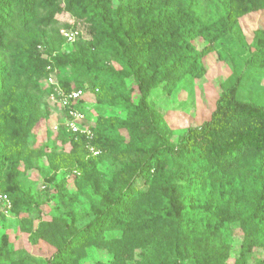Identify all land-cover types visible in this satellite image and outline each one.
<instances>
[{"label": "rangeland", "instance_id": "374dc122", "mask_svg": "<svg viewBox=\"0 0 264 264\" xmlns=\"http://www.w3.org/2000/svg\"><path fill=\"white\" fill-rule=\"evenodd\" d=\"M112 1L119 11L141 6L130 15L135 31L151 32L137 49L143 82L152 88V114L143 117L133 109L141 90L126 78L109 27L84 9L106 7L105 0H56L41 7L14 45L45 56L63 82L81 84L90 77L85 102L98 150L64 132L62 111L45 94V72L27 79L20 75V58L10 52L7 65L0 63V264H47L123 192L130 199L118 211L131 222L88 240L63 262L257 264L264 259V234L245 261L240 255L246 237L264 226V156L253 151L229 174L204 176L194 172L199 162L191 154L212 155L216 139L232 142L242 135L227 122V108H221L226 101L264 105V67L249 62L264 43L256 32L264 28V9L248 3L231 11L216 0ZM196 1L211 18L222 15L229 28L224 36L212 37L219 23L207 32L160 23L163 16L194 11ZM52 13V24H46ZM110 16L116 21L115 12ZM164 36L171 44L173 37L183 42L172 49ZM96 72L102 73L97 83ZM118 76L126 78L122 89ZM263 130L258 124L245 132L259 141ZM176 153H182L180 160ZM176 196L183 208L179 226L172 210ZM210 250L221 262L206 258Z\"/></svg>", "mask_w": 264, "mask_h": 264}, {"label": "trees", "instance_id": "16d2710c", "mask_svg": "<svg viewBox=\"0 0 264 264\" xmlns=\"http://www.w3.org/2000/svg\"><path fill=\"white\" fill-rule=\"evenodd\" d=\"M54 1L56 0H0V63L6 66L10 52L14 51L15 54L11 55L16 56L17 59L20 58L17 61V65L19 66L21 72L20 75L26 77L27 79L32 78L34 74H39L41 70H43V73L45 72L47 79L51 73L50 69H48L49 66H51V62H48L46 57L41 55V53L38 56H34L33 53L29 52V48L27 47H15L14 41L19 35L21 27L28 26L29 23L36 19L38 11L41 7L50 8ZM111 1L112 0H105L107 6L103 8H94L91 4H89L84 6V9L88 10V14L94 20L101 21V23H105L109 27L111 31L109 40H111L117 54L124 61V65L127 70L125 72V75L127 76L126 78H130L134 83H136V85L139 86L138 88L141 90L137 104L133 106V109L136 110L140 116L150 117L152 114V105L149 102V97L152 88L143 82L140 72V64L138 63L140 54H138L137 45L139 42L146 39V37L148 38V35H150L151 32L147 30L141 33L135 31V23L130 15L133 11L139 12L141 6H123V8L119 11L116 9L114 4H111ZM216 2L218 6H222L231 11L237 6L242 8L243 5H247L248 3L252 4L251 8H256L257 5H259L264 9V0H216ZM121 6L122 4L117 7ZM191 6L194 11H187L189 14L176 13L173 16L169 14L161 17L162 19L160 20V23L172 26L183 23V25L187 24L192 30H197L199 32H207V30L219 23L222 27L212 36L214 39L221 38L229 31V28L223 24L221 19L222 15L220 16L219 13L218 17L211 18L209 15L211 12H209L206 7L199 6L197 1ZM114 12L117 14L116 21H113L110 16L111 13ZM53 17L54 13L50 15L46 24H52ZM256 32L257 37L259 36L264 38L263 27L257 29ZM164 38L167 39L169 48L172 49H175L177 47L176 45L183 42V39L173 37L172 41L175 42V44H171L168 36H164ZM162 43V40H160L159 44ZM35 47L37 50V44ZM21 57H27V59L23 61L21 60ZM249 62L251 64L258 65L259 67H264V43L249 58ZM101 75V72H96L94 74L93 79L95 80V83L98 82ZM126 78L118 76L115 79L117 87L121 89L124 88ZM89 79L90 77H86L81 84H75L74 82H63L58 77L56 78V80L66 90L83 89L84 91L86 90L85 84L89 81ZM2 87L3 83L0 80V90ZM45 94L49 97L50 90H46ZM23 98H25L24 94ZM123 105L124 104L120 102L117 103V106L119 107H123ZM224 107L227 108V111L225 112L228 115L227 122L242 135H240L237 139H234L232 142L224 141L223 138L222 140L216 139V141L211 145V148L214 150L212 155H208L207 150H204L205 153L202 151H194L191 154L193 156H197V162H199L198 165L193 163L191 167L195 165L194 172H198L204 176L213 175L214 173L229 174L232 171V167L238 162V160L241 159V157L244 159L248 153L253 151L262 157L264 156V130L258 134V136L262 137L259 141H257V138L253 139L250 134L245 132L246 129L252 125L256 126L259 124L262 127L264 126V105H260L256 102L248 103L244 100L242 103H239L237 100L235 103L226 101L221 108ZM81 108L85 111L87 119H89L85 101L81 103ZM92 131V137L85 134H73L67 130V127L64 124V132H66L71 139L83 142L87 148L91 149L93 147L98 150V133L95 128H93ZM205 133L210 135L216 132L215 130L211 131L205 129ZM221 144L222 149L220 148ZM224 145L226 148L223 147ZM178 154L179 153H176V157L180 160L181 154ZM160 171L159 179H162L164 177V173L162 170ZM129 199V193H121L113 203L107 205L105 209L102 210L93 220L88 222L79 230L75 231L67 241L58 247L55 256H53L47 264H72L69 260L64 262L62 260L66 257L68 259L75 249L85 244L88 240L98 239L108 230L121 228L125 223L129 224L131 219L122 216L123 213L118 211L123 206L122 202H127ZM181 203L182 202L179 201V196H176L175 200L172 202V210L175 216L174 220L178 226L182 223V219L180 218V213L183 209ZM260 211L261 210L256 212V214L260 213ZM263 234L264 226H262L261 229L257 230L254 234L246 237L241 249L240 259L242 261H245L247 253L253 251L255 247V240L260 238ZM209 256H213L214 260L216 259L217 262H221L220 255L216 252L210 250L206 254V258ZM257 264H264V259L259 261Z\"/></svg>", "mask_w": 264, "mask_h": 264}, {"label": "built area", "instance_id": "2783aa9c", "mask_svg": "<svg viewBox=\"0 0 264 264\" xmlns=\"http://www.w3.org/2000/svg\"><path fill=\"white\" fill-rule=\"evenodd\" d=\"M63 33L68 37L69 41L74 40L72 33ZM50 68L49 66L48 69ZM47 83L50 90L49 98L62 111L67 130L73 134H85L92 137L91 125L88 124L87 115L81 108V103L85 101V91L83 89L66 90L52 73L47 77ZM55 128H57V125ZM92 150H94L93 147ZM5 197L7 196L5 195Z\"/></svg>", "mask_w": 264, "mask_h": 264}]
</instances>
